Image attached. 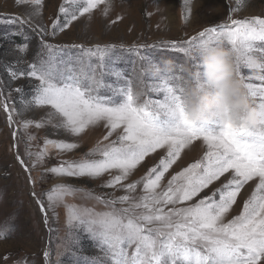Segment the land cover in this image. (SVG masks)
<instances>
[{
	"label": "snow or ice",
	"instance_id": "snow-or-ice-1",
	"mask_svg": "<svg viewBox=\"0 0 264 264\" xmlns=\"http://www.w3.org/2000/svg\"><path fill=\"white\" fill-rule=\"evenodd\" d=\"M24 3L33 6L30 15L41 13L43 0H17L18 5ZM190 3L191 0H183L182 6L187 8ZM236 3L240 6L241 0ZM101 5H105L103 14L107 16L110 0H64L59 7L63 22L60 19L54 21L52 35L63 32ZM184 19L187 22L188 17ZM6 20L20 24L29 22L19 17H7ZM228 20V23L206 28L189 40L172 42L169 47L182 53L184 62L191 61L192 73L200 69L199 53L206 44L234 52L239 79L253 106L264 115V55L259 60L252 55L264 54V18L237 20L229 16ZM17 47L23 52L27 45ZM43 47L49 55L32 63L27 70L13 71L10 65L6 69L13 79L25 76L38 82L25 107L46 106L51 111L34 126L41 128L52 124L77 137L100 124L107 130L102 141L85 158L62 162L50 168L51 173L99 178L116 170L118 174L105 185L115 187L128 179L150 154L166 149V156L148 170L142 181L126 186L128 193H134L142 183L143 194L139 198L123 195L118 200L102 201L112 206L111 210L95 212L65 202L66 197L80 189L57 185L45 194L48 208L55 212L56 208L64 206L69 226L73 223L84 226L104 250L108 264H264V123L257 128L223 121L210 125L191 123L186 116L184 92L189 84H198L199 80L185 72L184 62L178 64L177 72L170 73L161 69L165 61L153 60L136 49L137 56L147 60L146 69L154 68L160 72V76L149 84V90L156 92L157 98L142 100L144 92L135 90L132 80L112 68L113 58L108 54L115 45H97L94 49L72 45L81 49L75 60L56 59L52 53L58 50L57 46L45 43ZM257 62L261 64L260 75L256 77L259 82H252V77L243 69H254L252 65ZM97 68L103 70L99 79ZM108 73L123 83L106 84L103 76ZM103 87L111 94L101 95ZM2 106L12 123L9 105L4 103ZM32 124V121H25L23 127L28 129ZM117 132L116 139L104 143ZM15 135L13 132L14 138ZM201 140L207 149L203 158L174 175L167 187L159 190L162 179L180 159L181 153ZM77 147L75 142L45 139L42 150L35 154L28 150L27 154L30 159L35 155L31 165L35 168L43 164L49 148L66 152ZM90 156L98 158H87ZM17 160L29 172L19 154ZM229 172L232 176L221 188L194 204H186ZM254 179H258V183L240 214L225 222L226 214L242 189ZM32 195L35 197L36 193ZM94 199L101 201L98 196ZM37 203L47 224L45 205L39 200ZM117 203H127L130 207L117 209L114 207ZM11 230L14 228L9 226L5 232ZM3 235L0 233V238ZM44 257H49L48 251L44 252Z\"/></svg>",
	"mask_w": 264,
	"mask_h": 264
},
{
	"label": "rangeland",
	"instance_id": "rangeland-1",
	"mask_svg": "<svg viewBox=\"0 0 264 264\" xmlns=\"http://www.w3.org/2000/svg\"><path fill=\"white\" fill-rule=\"evenodd\" d=\"M63 3L64 0H43L41 13L30 15L34 11L32 5H18L17 0H0V233H4L3 238H0V264H100L101 261L108 264L104 250L92 238L91 233L76 223L69 226L66 208L60 206L53 212L48 208L45 194L57 185H69L81 191L66 197L67 204L91 208L95 212L110 211L112 206L102 201L118 200L123 195L139 198L143 194L142 183L134 193H128L126 186L142 181L148 170L157 166L159 160L166 156V149H158L146 157L128 179L115 187L105 185L118 174L116 170L99 178L54 175L49 171L50 168L59 166L62 162H75L85 158L102 141L107 130L100 124L90 127L77 137L53 127L52 124L36 128L35 123L46 118L51 109L46 106L25 107V102L32 98L34 86L38 82L25 76L11 78L6 70L9 65L13 71L27 70L32 63H38L49 55L48 50L43 47L45 43L57 46L58 50L52 55L62 60H75L80 56L81 49L71 47L72 45L93 49L97 45H115L108 54L113 58L112 68L132 80L135 90L144 92L142 100L149 97L155 99L157 93L149 90V84L160 76V72L154 68L146 69L147 60H141L136 49L139 48L142 54L153 60L165 61L166 63L161 64V69L174 73L178 71V64L184 62V57L182 53L169 47L172 42L189 40L206 28L228 23L229 16L237 20L264 18V0H241L240 6L236 0H191L187 8L182 6L183 0H110L111 8L107 16L103 14L105 5H101L53 36L54 21L60 19L63 22L59 14V7ZM185 16L188 17L187 22ZM7 17H19L29 22L9 23ZM25 44L27 48L21 52L17 46ZM141 45L144 47L140 48ZM252 55L259 60L264 54ZM184 68L191 70V61L184 62ZM101 71L103 70L100 68L96 70L98 79ZM243 71L252 77V82H259L256 80L260 75L258 69L245 68ZM103 81L113 86L123 83V80L118 81L110 73L103 76ZM17 89L22 91L18 92ZM100 94L110 95L111 92L103 87ZM4 103L9 105L12 123L2 106ZM25 121H32V126L25 129ZM13 132L16 133L15 138ZM118 134L119 132L114 133L104 143L116 139ZM30 136L35 139H29ZM45 139L75 142L78 147L66 152L49 148L43 164L32 168L35 155L30 159L27 152L30 150L35 154L42 150ZM206 150L202 140L185 149L180 159L165 174L159 190L165 189L174 175L191 163L201 160ZM18 154L28 166L29 172L17 160ZM231 176V172L226 173L186 204H194L200 198L210 195L227 183ZM257 183L258 179H254L245 185L236 203L226 214L225 222L240 214L244 202L250 198ZM33 192L36 193L35 197ZM97 196L101 197V201L94 199ZM37 200L45 205L47 224ZM114 207L123 209L130 205L117 203ZM9 226L14 230L5 232ZM45 251L49 252L47 259L44 257ZM129 251L131 253L132 250Z\"/></svg>",
	"mask_w": 264,
	"mask_h": 264
},
{
	"label": "clouds",
	"instance_id": "clouds-1",
	"mask_svg": "<svg viewBox=\"0 0 264 264\" xmlns=\"http://www.w3.org/2000/svg\"><path fill=\"white\" fill-rule=\"evenodd\" d=\"M200 69L185 72L198 84H189L184 92L187 119L195 125H210L217 121L236 126L257 128L264 123V115L253 106L239 79L236 55L221 47L206 44L199 53ZM260 69L259 62L252 65Z\"/></svg>",
	"mask_w": 264,
	"mask_h": 264
}]
</instances>
